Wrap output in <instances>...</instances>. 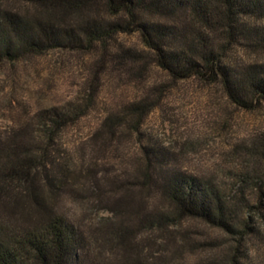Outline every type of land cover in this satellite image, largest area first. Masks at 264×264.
<instances>
[{"label": "rangeland", "instance_id": "rangeland-1", "mask_svg": "<svg viewBox=\"0 0 264 264\" xmlns=\"http://www.w3.org/2000/svg\"><path fill=\"white\" fill-rule=\"evenodd\" d=\"M2 1L4 8L22 16L48 17L19 0ZM89 9L73 19L106 17L101 2ZM229 56L264 62V52L251 49L236 48ZM138 102L152 108L141 127V140L157 141L183 173L212 183L231 210V219L242 224L237 236L200 220L178 219L160 193L134 186L141 156L133 126L120 130L118 141L102 143L94 135L106 116L124 115L129 104ZM73 105L86 106L87 116L48 138L51 132L43 126L42 112ZM27 125L39 142L43 181L46 176L55 183L64 180L51 201L82 234L88 260L228 264L240 242V254L248 253L242 264H264V222L249 208L258 205V188L264 190L263 102L246 111L234 105L219 84L196 78L174 81L155 65L137 34L119 35L89 51L58 49L0 62V135ZM124 186L133 190L125 202H117ZM244 223L255 232L245 230Z\"/></svg>", "mask_w": 264, "mask_h": 264}, {"label": "trees", "instance_id": "trees-1", "mask_svg": "<svg viewBox=\"0 0 264 264\" xmlns=\"http://www.w3.org/2000/svg\"><path fill=\"white\" fill-rule=\"evenodd\" d=\"M19 1L47 12L48 17L22 16L4 8L0 0V62L58 49L89 51L116 36L137 34L155 65L174 81L196 78L219 84L229 100L246 111L264 103V62L229 56L236 48L264 52V0ZM100 2L105 18L88 15L84 21L73 19L91 12V7L98 8ZM90 97L92 104L93 93ZM128 106L124 115L106 116L94 135L102 143L118 141L120 130L133 126L141 156L139 175L135 176L139 182L134 186L141 192L160 193L178 219L200 220L237 236L242 224L231 219L220 191L212 183L183 173L176 158L157 141L141 140V127L152 108L142 102ZM88 112L81 105L54 107L42 112L40 118L51 139ZM31 127L0 135V264H99L87 259L82 234L53 207L51 199L64 180L55 183V178L46 176L43 181L39 142ZM132 190L124 186L117 202H125ZM258 193V205L249 208L257 210L264 222L262 186ZM243 227L255 232L248 223ZM238 243L228 264H242L248 257L247 252L240 254Z\"/></svg>", "mask_w": 264, "mask_h": 264}]
</instances>
